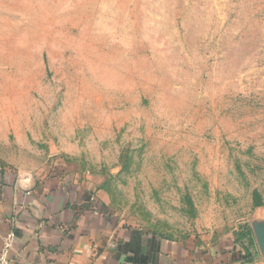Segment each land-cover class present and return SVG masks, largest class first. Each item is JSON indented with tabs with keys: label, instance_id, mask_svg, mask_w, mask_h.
<instances>
[{
	"label": "rangeland",
	"instance_id": "374dc122",
	"mask_svg": "<svg viewBox=\"0 0 264 264\" xmlns=\"http://www.w3.org/2000/svg\"><path fill=\"white\" fill-rule=\"evenodd\" d=\"M0 161L264 264V0H0Z\"/></svg>",
	"mask_w": 264,
	"mask_h": 264
},
{
	"label": "crops",
	"instance_id": "0c3cea01",
	"mask_svg": "<svg viewBox=\"0 0 264 264\" xmlns=\"http://www.w3.org/2000/svg\"><path fill=\"white\" fill-rule=\"evenodd\" d=\"M15 169L0 161V251L12 232L10 264H239L231 244L194 247L125 227L99 212L97 196L85 200L76 180Z\"/></svg>",
	"mask_w": 264,
	"mask_h": 264
},
{
	"label": "built area",
	"instance_id": "2783aa9c",
	"mask_svg": "<svg viewBox=\"0 0 264 264\" xmlns=\"http://www.w3.org/2000/svg\"><path fill=\"white\" fill-rule=\"evenodd\" d=\"M13 240H14V234L12 232L5 236L3 247L0 251V264H10L8 253L10 248L12 247Z\"/></svg>",
	"mask_w": 264,
	"mask_h": 264
},
{
	"label": "water",
	"instance_id": "95a60500",
	"mask_svg": "<svg viewBox=\"0 0 264 264\" xmlns=\"http://www.w3.org/2000/svg\"><path fill=\"white\" fill-rule=\"evenodd\" d=\"M253 231L262 256H264V220L253 223Z\"/></svg>",
	"mask_w": 264,
	"mask_h": 264
},
{
	"label": "trees",
	"instance_id": "16d2710c",
	"mask_svg": "<svg viewBox=\"0 0 264 264\" xmlns=\"http://www.w3.org/2000/svg\"><path fill=\"white\" fill-rule=\"evenodd\" d=\"M256 205H257V206H260V203H258V204H256ZM252 243H253V240L250 239V244H252ZM242 247H243V246H242ZM232 250H234L233 247H232L231 251H232ZM241 255H242V256H241ZM235 256H237V257L235 258L237 261L245 260V258L247 257V249H246L245 247H243L241 250L236 251ZM246 261H248V260H246Z\"/></svg>",
	"mask_w": 264,
	"mask_h": 264
}]
</instances>
